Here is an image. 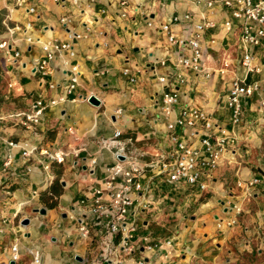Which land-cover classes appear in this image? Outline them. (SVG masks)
Here are the masks:
<instances>
[{
  "label": "crops",
  "instance_id": "crops-1",
  "mask_svg": "<svg viewBox=\"0 0 264 264\" xmlns=\"http://www.w3.org/2000/svg\"><path fill=\"white\" fill-rule=\"evenodd\" d=\"M121 1L31 0L28 5L36 13H28L16 8L15 0H0V44H10L9 54L0 49V264H12L15 244L20 256L13 264H33V249L41 251L43 264H137L141 260L144 264H264V111L259 109L263 76L248 79L258 80L262 90L243 100L255 104H248L241 122L234 124L229 113L222 114L221 103L231 80L244 78L245 70L238 35L224 29V15L211 18L217 26L206 30L202 42L203 64L212 73L208 79L178 65L177 50L161 31L174 16L192 14L194 23L201 22L204 8H196L194 0H128L126 8ZM7 16H11L8 26ZM64 17L70 20L67 26L61 23ZM191 22L172 29L177 36H186ZM27 24L31 25L27 32L17 29L24 30ZM28 36L40 43L28 42ZM46 42L70 43L75 57L61 52L48 76L42 77L36 62L43 57L41 45ZM186 53L190 57L188 49ZM254 53L264 68V51ZM225 63L229 73L220 74ZM75 65L80 69L78 85L68 94L70 69ZM126 69L129 75L124 74ZM160 77L167 78L165 84ZM165 89L180 95L172 118L163 113ZM91 96L101 101L99 107L89 102ZM60 97L66 101L45 110L36 134L20 125L17 115L28 112L37 100ZM184 108L212 114L210 133L227 131L232 141L228 152L211 176L203 178L206 191L169 184L166 175L147 171L141 198L147 205L136 206L131 215L137 229L132 253L123 252L118 239L105 260L102 243L107 230L91 215L90 205L107 168L120 159L115 148L103 143L114 140L116 130L122 131V139L131 138L143 154L144 164L161 154L171 155L176 145L172 136L200 147L204 133L200 128L168 129ZM8 141L69 156L64 164L52 163L48 173L44 170L48 158L39 150L26 162L22 150H11ZM28 167L32 172H27ZM256 178L260 183L252 196L245 197L239 184ZM56 181L60 185L54 195L51 189ZM34 191L40 193L38 198L33 197ZM52 199L57 205L50 209ZM234 204L242 208L239 215L232 210ZM232 218L236 224L230 226ZM26 219L28 226L22 224ZM81 219L88 224L87 236L80 230ZM148 234L160 242L159 248L146 249L142 237Z\"/></svg>",
  "mask_w": 264,
  "mask_h": 264
},
{
  "label": "built area",
  "instance_id": "built-area-1",
  "mask_svg": "<svg viewBox=\"0 0 264 264\" xmlns=\"http://www.w3.org/2000/svg\"><path fill=\"white\" fill-rule=\"evenodd\" d=\"M31 0H15L17 9H24L28 13H36L35 7H29ZM58 3H64L65 0H54ZM81 0H73L74 4H79ZM92 3L95 0H88ZM121 6L126 8L128 0L120 2ZM196 8H204L206 12L201 13V22H193L192 14H186L183 17L174 16L169 22L161 26V31L166 34L168 43L175 47L179 55L178 65L187 69H191L197 73H203L206 78H211L212 73L205 69L203 64V46L204 35L206 30L214 29L217 26L216 21L211 18L223 14L224 29L228 33L238 35V46L241 55V66L245 70L244 78L234 77L226 92L227 107L233 112V123L238 124L243 117V100L252 98L259 93L262 88L258 80L248 81L250 77L263 76L264 68L258 63L255 49L264 51V0H194ZM123 17L126 16L124 13ZM11 16H7L4 24L8 26ZM192 21V22H191ZM192 23L191 32L186 36H177L173 31L174 25ZM61 23L66 25L70 23L67 17L61 19ZM238 30L234 29L236 24ZM31 27L27 24L24 30L17 28L19 31H25ZM9 31L11 29L8 27ZM28 42L40 43V39L27 37ZM213 43H215L213 41ZM10 47L9 42L4 41L0 44V49L8 52ZM43 57L36 62L38 70L42 77L48 76L51 72L50 65L56 60L57 55L61 52H67L70 58L75 57V52L70 43H52L46 42L41 45ZM190 52V57L187 56L186 50ZM20 56L19 51H16L15 57ZM65 65L69 66V62L65 61ZM71 77L68 86V94H71L78 85L80 69L77 65L70 69ZM220 74L229 73V63H225L224 67L219 69ZM125 75H129V70H124ZM134 81V78L132 79ZM166 77H160L159 82L165 84ZM50 85V88H54ZM180 95L178 92L170 89H165L163 93V113L167 118H172L174 108L179 102ZM66 101L65 97L59 99H51L46 102L44 99L37 100L28 112L18 114L20 125L28 131L36 134L38 124L48 107L56 106L60 102ZM259 109L264 111V98L259 103ZM204 132L200 138V147L189 145L185 142H178L177 138L172 136V141L176 143L172 149L171 155L161 154L156 160L148 164L141 162L143 154L133 147L134 141L122 139L123 133L116 130L114 140L105 141L106 147L116 149V156H123L124 160H118L114 165L106 170V177L98 188L94 191V196L90 205V213L97 218L102 225L105 226L107 234L102 245L106 252L105 260H108L115 242L119 239L118 247L123 252L132 253L134 246V233L136 227L131 223L132 210L136 206L147 205L145 199L141 200L144 192L142 183L143 177L147 171H154L156 176L166 175L169 184H184L192 188H198L201 191L207 190V183L203 180L205 177H210L211 172L215 171L224 154L228 152V146L232 142L228 137L227 131L219 130L218 133L212 134L210 131L214 128L213 115L206 110L199 108H184L179 115L175 117L169 124L168 129L175 132L177 129L182 131L188 129H199ZM199 133V132H197ZM11 150L21 149L22 156L26 162H29L38 150L42 156L48 158L49 163L44 165V170L49 173L51 164H64L69 156L68 152L58 151L50 152L46 149H38L29 147L28 144L22 145L15 141L7 142ZM78 153V152H75ZM77 157V156H76ZM12 156L8 157L5 166H10ZM92 165L96 164V160L91 161ZM27 172H32V168H27ZM50 178H52L50 176ZM260 183V179L256 178L246 183L239 185L245 188V197L252 196L254 187ZM40 193L33 192V197L38 198ZM141 200V201H140ZM232 210L239 215L242 208L239 204H234ZM223 222V221H222ZM228 224L230 226L236 224V220L232 218ZM222 224L219 225L221 228ZM81 232L84 236L89 235L88 224L81 219ZM142 241L146 249L153 251L160 247V242L153 239L149 234L142 237ZM171 242H167L170 244ZM113 246V247H112ZM116 250V249H115ZM115 252V251H114ZM33 256V264H43V257L40 250L33 249L30 251ZM19 247L15 244L12 247V262L19 260ZM116 261L114 264H118ZM137 264H144L141 260Z\"/></svg>",
  "mask_w": 264,
  "mask_h": 264
},
{
  "label": "rangeland",
  "instance_id": "rangeland-1",
  "mask_svg": "<svg viewBox=\"0 0 264 264\" xmlns=\"http://www.w3.org/2000/svg\"><path fill=\"white\" fill-rule=\"evenodd\" d=\"M238 23L234 26V29L235 30H238ZM232 35V34H230ZM234 43V42H233ZM244 70L239 66V73L240 74H243ZM250 104V105H254L255 104V101H251L250 99L246 102V101H243V110H245V108L247 107V105ZM221 112L222 114H225V113H229L231 115V118L233 120V112L230 108L227 107V100H226V96L223 98V103H221ZM166 180V179H165Z\"/></svg>",
  "mask_w": 264,
  "mask_h": 264
},
{
  "label": "water",
  "instance_id": "water-1",
  "mask_svg": "<svg viewBox=\"0 0 264 264\" xmlns=\"http://www.w3.org/2000/svg\"><path fill=\"white\" fill-rule=\"evenodd\" d=\"M89 102H90L92 105H94L95 107H99V106L101 105V101H100L96 96H91V97L89 98ZM119 159H120V160H124L125 158H124L123 156H119ZM36 212H39V213H42V214L46 213L45 210H36ZM22 224H23L24 226H28V225H30V220H29V219L23 220ZM78 260L80 261L81 259L78 258ZM13 263H14V262H12V264H13Z\"/></svg>",
  "mask_w": 264,
  "mask_h": 264
},
{
  "label": "trees",
  "instance_id": "trees-1",
  "mask_svg": "<svg viewBox=\"0 0 264 264\" xmlns=\"http://www.w3.org/2000/svg\"><path fill=\"white\" fill-rule=\"evenodd\" d=\"M55 185H56V189H55ZM60 184H59V182L58 181H56L55 183H54V186L52 187V189H51V193H53L54 195H57V193L59 192V189H58V186H59ZM53 200V199H52ZM49 204H48V207L50 208V209H53V208H55L56 207V205H57V202L56 201H52V202H48Z\"/></svg>",
  "mask_w": 264,
  "mask_h": 264
}]
</instances>
